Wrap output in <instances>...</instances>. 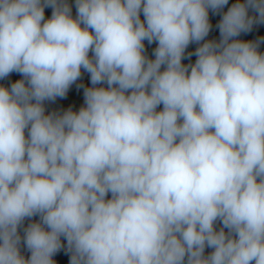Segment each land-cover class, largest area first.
Listing matches in <instances>:
<instances>
[{"label": "clouds", "instance_id": "9594fccd", "mask_svg": "<svg viewBox=\"0 0 264 264\" xmlns=\"http://www.w3.org/2000/svg\"><path fill=\"white\" fill-rule=\"evenodd\" d=\"M75 3L0 0V79L23 77L0 86V264H55L61 237L70 264H264V54L233 39L264 0L218 42L228 0ZM82 70L85 106L45 114Z\"/></svg>", "mask_w": 264, "mask_h": 264}, {"label": "rangeland", "instance_id": "374dc122", "mask_svg": "<svg viewBox=\"0 0 264 264\" xmlns=\"http://www.w3.org/2000/svg\"><path fill=\"white\" fill-rule=\"evenodd\" d=\"M67 3L71 6V14L75 18L77 15L76 3L75 0H67ZM53 9L51 7H45V19L51 18ZM217 11L214 12L209 10V21L211 22L217 16ZM143 15V13H141ZM214 38V37H212ZM261 54H264V48L258 46L257 49ZM91 55V53H90ZM17 72L10 73L7 77L0 79V83H4L10 80ZM90 74L84 70H82L81 76L78 80L73 83L68 92L64 97H56L54 100H46L44 101L45 114L56 113L63 114L65 111L71 109L72 111L78 112L81 107L85 106V97L84 90L85 88L90 86ZM107 87L106 84L99 85ZM162 110V105L157 109ZM27 135V130L25 131ZM111 194H109L108 198H110ZM38 222L34 217L29 220V223ZM63 247L58 251L54 256L53 260L55 264H70L71 262V251L68 250L67 242L62 241ZM20 252L25 257H30V251L24 247L22 244L20 245Z\"/></svg>", "mask_w": 264, "mask_h": 264}, {"label": "trees", "instance_id": "16d2710c", "mask_svg": "<svg viewBox=\"0 0 264 264\" xmlns=\"http://www.w3.org/2000/svg\"><path fill=\"white\" fill-rule=\"evenodd\" d=\"M237 2H241L243 3L244 0H228L227 5H225L222 9L218 10L217 12V16L215 17V19H213L210 24H211V29L209 31V34L207 37H205V41H219L221 39L220 36V31L218 28V24L222 19V16L224 15V13H226L228 11V9ZM249 16H257L258 14L252 9L249 8L248 11ZM141 19H143V15H141ZM214 37V38H212ZM233 39L235 40H240L243 42H251V43H255L257 44L259 47L264 48V23L262 22H255L252 25V28L250 31H246V32H241L238 36L234 37ZM205 41H201L200 44L204 43ZM200 44L193 42L190 43L188 48L185 50V54H184V58L182 60V63L185 65H192L195 63L197 57L195 55V51L196 49L200 46ZM144 45H145V52L144 54L149 58V59H154V50L155 48L158 46L157 42H152L149 43L147 40L144 41ZM261 53V52H260ZM191 54V55H189ZM162 70H163V66H162ZM23 79L22 75L20 73H16V75H14L10 80L4 82V83H0V86L3 87H7L10 88L11 85L13 83H15L17 80ZM90 86L92 87L93 85L91 84L90 81ZM97 87H99V85H96ZM44 103V102H43ZM33 218V217H32ZM37 221H39V216H35L34 217ZM31 219V218H30ZM30 219H25V221L23 222V225L19 228V233L21 235V237H23L24 235V229L30 224L29 220ZM220 227H222V225L220 224V222H217L216 224V229L219 230ZM225 232H227V229H225ZM61 240L64 242H67L65 238L61 237ZM21 244L26 247L23 242H21ZM213 251L212 248H205V256L209 255L211 252Z\"/></svg>", "mask_w": 264, "mask_h": 264}]
</instances>
